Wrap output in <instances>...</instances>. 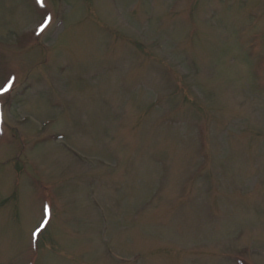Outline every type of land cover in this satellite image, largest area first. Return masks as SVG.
<instances>
[{
  "label": "rangeland",
  "instance_id": "374dc122",
  "mask_svg": "<svg viewBox=\"0 0 264 264\" xmlns=\"http://www.w3.org/2000/svg\"><path fill=\"white\" fill-rule=\"evenodd\" d=\"M13 77L0 264H264V0H0Z\"/></svg>",
  "mask_w": 264,
  "mask_h": 264
},
{
  "label": "snow or ice",
  "instance_id": "6c2138e0",
  "mask_svg": "<svg viewBox=\"0 0 264 264\" xmlns=\"http://www.w3.org/2000/svg\"><path fill=\"white\" fill-rule=\"evenodd\" d=\"M35 2L37 4H39L41 7L44 6V0H35ZM51 21H52V17L51 15H43L41 20L38 22V25L36 27V32L35 34L37 36L41 35L42 33L45 32V30L49 27V25L51 24ZM14 77L11 78V79H6L3 83H0V95L4 94V93H8L12 87H13V82H14ZM44 211H45V214H47L48 212V206L45 205L44 207ZM44 223H47V221H45ZM41 230L40 227L37 228V232H39ZM36 233H34L35 235Z\"/></svg>",
  "mask_w": 264,
  "mask_h": 264
}]
</instances>
